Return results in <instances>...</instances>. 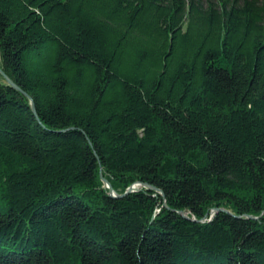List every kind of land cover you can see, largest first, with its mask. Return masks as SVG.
<instances>
[{
	"label": "trees",
	"instance_id": "1",
	"mask_svg": "<svg viewBox=\"0 0 264 264\" xmlns=\"http://www.w3.org/2000/svg\"><path fill=\"white\" fill-rule=\"evenodd\" d=\"M0 69V264H264V0H0Z\"/></svg>",
	"mask_w": 264,
	"mask_h": 264
},
{
	"label": "water",
	"instance_id": "2",
	"mask_svg": "<svg viewBox=\"0 0 264 264\" xmlns=\"http://www.w3.org/2000/svg\"><path fill=\"white\" fill-rule=\"evenodd\" d=\"M0 74L6 79L7 83H8L11 87L15 88V89L18 90V91L20 90V89H19V88L13 83V82H11V81L6 77V75L1 71V69H0ZM22 94L25 95L24 93H22ZM31 107H33L32 104H31ZM33 110H34V109L32 108V111H33ZM101 181L103 182L104 186L108 189L109 195H110L111 197H114V198H116V197H122V196L126 195L127 193H130V192H132V191H135V190L138 189V187H136L137 185H138V186L142 185V184H140V183H136V184L130 186L129 188H127V189L125 190V192H124L122 195H117V194L115 193V191L112 189V187L110 186V184L108 183V181H107L106 179L101 178ZM144 186H145V185H144ZM213 212H214V210H212V212H211V216H212ZM211 216H210V218H211ZM184 217L187 218L186 216H184ZM190 220L195 221L194 218H191Z\"/></svg>",
	"mask_w": 264,
	"mask_h": 264
}]
</instances>
